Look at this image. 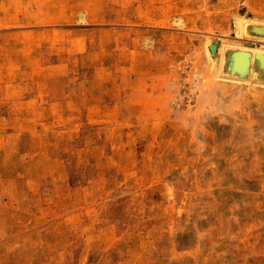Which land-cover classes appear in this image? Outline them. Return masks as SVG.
<instances>
[{
	"label": "rangeland",
	"instance_id": "rangeland-1",
	"mask_svg": "<svg viewBox=\"0 0 264 264\" xmlns=\"http://www.w3.org/2000/svg\"><path fill=\"white\" fill-rule=\"evenodd\" d=\"M258 54L264 0H0V264H264Z\"/></svg>",
	"mask_w": 264,
	"mask_h": 264
},
{
	"label": "water",
	"instance_id": "water-1",
	"mask_svg": "<svg viewBox=\"0 0 264 264\" xmlns=\"http://www.w3.org/2000/svg\"><path fill=\"white\" fill-rule=\"evenodd\" d=\"M212 49H214V47H212ZM236 57H244V58H247L249 57V53H246V52H240V53H237L236 54ZM257 58L260 59H264V55H260L258 54L257 55ZM247 62L248 61H245V64H242V65H237L236 68L239 69V70H247Z\"/></svg>",
	"mask_w": 264,
	"mask_h": 264
},
{
	"label": "bare ground",
	"instance_id": "bare-ground-1",
	"mask_svg": "<svg viewBox=\"0 0 264 264\" xmlns=\"http://www.w3.org/2000/svg\"><path fill=\"white\" fill-rule=\"evenodd\" d=\"M256 63V62H255Z\"/></svg>",
	"mask_w": 264,
	"mask_h": 264
}]
</instances>
